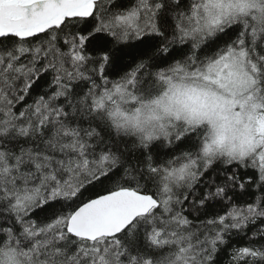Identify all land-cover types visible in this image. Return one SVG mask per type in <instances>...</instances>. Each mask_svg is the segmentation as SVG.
<instances>
[{
    "label": "snow or ice",
    "instance_id": "1",
    "mask_svg": "<svg viewBox=\"0 0 264 264\" xmlns=\"http://www.w3.org/2000/svg\"><path fill=\"white\" fill-rule=\"evenodd\" d=\"M0 264H264V0H0Z\"/></svg>",
    "mask_w": 264,
    "mask_h": 264
}]
</instances>
